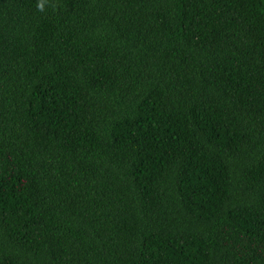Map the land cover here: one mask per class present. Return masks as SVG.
Returning a JSON list of instances; mask_svg holds the SVG:
<instances>
[{
    "label": "trees",
    "instance_id": "16d2710c",
    "mask_svg": "<svg viewBox=\"0 0 264 264\" xmlns=\"http://www.w3.org/2000/svg\"><path fill=\"white\" fill-rule=\"evenodd\" d=\"M0 264H264V0H0Z\"/></svg>",
    "mask_w": 264,
    "mask_h": 264
},
{
    "label": "clouds",
    "instance_id": "9594fccd",
    "mask_svg": "<svg viewBox=\"0 0 264 264\" xmlns=\"http://www.w3.org/2000/svg\"><path fill=\"white\" fill-rule=\"evenodd\" d=\"M37 9H38L39 11H43V10H44V5H43V3H38V4H37Z\"/></svg>",
    "mask_w": 264,
    "mask_h": 264
}]
</instances>
